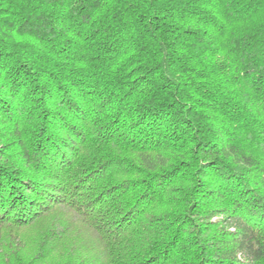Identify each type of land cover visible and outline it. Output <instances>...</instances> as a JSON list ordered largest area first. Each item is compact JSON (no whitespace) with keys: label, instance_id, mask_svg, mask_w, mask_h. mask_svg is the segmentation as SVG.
<instances>
[{"label":"trees","instance_id":"16d2710c","mask_svg":"<svg viewBox=\"0 0 264 264\" xmlns=\"http://www.w3.org/2000/svg\"><path fill=\"white\" fill-rule=\"evenodd\" d=\"M51 257L264 264V0H0V264Z\"/></svg>","mask_w":264,"mask_h":264},{"label":"rangeland","instance_id":"374dc122","mask_svg":"<svg viewBox=\"0 0 264 264\" xmlns=\"http://www.w3.org/2000/svg\"><path fill=\"white\" fill-rule=\"evenodd\" d=\"M40 224H42V228L44 227V221L43 222H41ZM40 224H39V226H37L38 228H40ZM35 233H36V231H35V229H29L28 231H27V233H26V236H25V239H26V241H30L31 239H32V237L35 235ZM74 235V236H73ZM76 236V237H75ZM71 237H75L76 238V240H79V239H81L83 242H82V245H81V247H84L83 248V251L85 250V249H89L90 247H91V244H92V241L88 238V236L85 234V233H82L81 231H80V233H78V234H76V232H73V234L70 236V238ZM88 238V239H87ZM54 259L51 257V258H49L44 264H51V262L53 261Z\"/></svg>","mask_w":264,"mask_h":264}]
</instances>
